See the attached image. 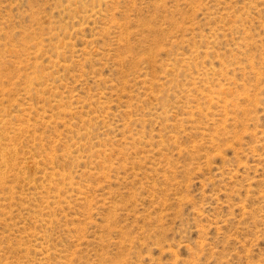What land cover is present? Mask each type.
Listing matches in <instances>:
<instances>
[{
    "label": "rangeland",
    "instance_id": "1",
    "mask_svg": "<svg viewBox=\"0 0 264 264\" xmlns=\"http://www.w3.org/2000/svg\"><path fill=\"white\" fill-rule=\"evenodd\" d=\"M0 264H264V0H0Z\"/></svg>",
    "mask_w": 264,
    "mask_h": 264
}]
</instances>
